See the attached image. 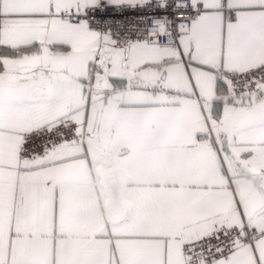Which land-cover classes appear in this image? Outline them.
Returning <instances> with one entry per match:
<instances>
[{
	"label": "snow or ice",
	"instance_id": "snow-or-ice-1",
	"mask_svg": "<svg viewBox=\"0 0 264 264\" xmlns=\"http://www.w3.org/2000/svg\"><path fill=\"white\" fill-rule=\"evenodd\" d=\"M0 264H264V0H0Z\"/></svg>",
	"mask_w": 264,
	"mask_h": 264
},
{
	"label": "built area",
	"instance_id": "built-area-1",
	"mask_svg": "<svg viewBox=\"0 0 264 264\" xmlns=\"http://www.w3.org/2000/svg\"><path fill=\"white\" fill-rule=\"evenodd\" d=\"M154 3L158 6V0H154ZM169 13L172 12V9L169 8ZM160 14V13H158ZM107 15H112L111 12L107 13ZM175 19L178 20V21H183V20H187V15L183 14V13H180V12H177L175 13Z\"/></svg>",
	"mask_w": 264,
	"mask_h": 264
}]
</instances>
